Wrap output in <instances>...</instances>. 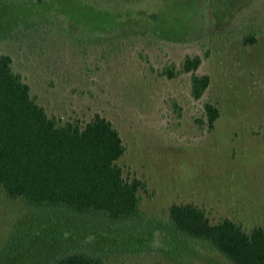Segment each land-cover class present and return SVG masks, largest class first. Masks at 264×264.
<instances>
[{
    "label": "rangeland",
    "instance_id": "1",
    "mask_svg": "<svg viewBox=\"0 0 264 264\" xmlns=\"http://www.w3.org/2000/svg\"><path fill=\"white\" fill-rule=\"evenodd\" d=\"M44 1L66 31L58 24L41 33L27 25V1L3 0L0 53L11 56L49 114L109 118L126 146L123 175L146 182L142 225L156 228L155 236L118 247L108 263L228 264L174 236L167 215L172 202H192L212 222L229 217L248 231L264 224V31L249 46L239 37L243 26L264 24V0ZM186 53L202 55L198 71L210 75L198 99L190 72L159 73L171 62L177 68ZM206 100L220 103L211 129L196 121ZM40 215L49 219L0 186V264L46 256L45 241L39 252L22 242Z\"/></svg>",
    "mask_w": 264,
    "mask_h": 264
},
{
    "label": "trees",
    "instance_id": "2",
    "mask_svg": "<svg viewBox=\"0 0 264 264\" xmlns=\"http://www.w3.org/2000/svg\"><path fill=\"white\" fill-rule=\"evenodd\" d=\"M24 1V11L31 9L26 12L32 15L27 25L43 33L59 24L56 30L66 31L45 10L44 0ZM243 27L239 37L244 46L256 43L264 31L263 23ZM202 57L186 53L177 68L171 62L159 73L172 77L190 72V94L198 99L210 83V75L198 71ZM202 106L196 121L211 129L220 103L206 100ZM125 150L118 129L99 112L86 120L49 114L13 68L11 56L0 53V186L8 197H23L34 211L49 213L48 220L40 215L31 224L22 242L38 252L41 241L59 247L49 246L53 251L37 264H109L118 247L131 248L138 239L149 243L154 238L156 228L142 225L147 216L140 192L147 190L146 182L123 175L119 159ZM167 224L177 238L217 253L228 264H264V224L248 231L229 217L212 222L206 210L192 202H172Z\"/></svg>",
    "mask_w": 264,
    "mask_h": 264
}]
</instances>
